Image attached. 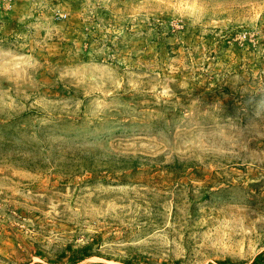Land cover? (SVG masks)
Masks as SVG:
<instances>
[{"label": "rangeland", "instance_id": "1", "mask_svg": "<svg viewBox=\"0 0 264 264\" xmlns=\"http://www.w3.org/2000/svg\"><path fill=\"white\" fill-rule=\"evenodd\" d=\"M87 244L264 264V0H0V264Z\"/></svg>", "mask_w": 264, "mask_h": 264}, {"label": "trees", "instance_id": "2", "mask_svg": "<svg viewBox=\"0 0 264 264\" xmlns=\"http://www.w3.org/2000/svg\"><path fill=\"white\" fill-rule=\"evenodd\" d=\"M90 246L87 245H83L81 247L76 248L73 251V254H71L70 256H68V259L63 261L60 260V258H58L57 260L53 261V264H79L81 263L83 260L93 256L92 253L88 252L87 249ZM70 249V248H69ZM259 258V256H258ZM257 260V258L255 259V261ZM86 264H106L103 262H91V263H86ZM125 264H134L133 262H125Z\"/></svg>", "mask_w": 264, "mask_h": 264}]
</instances>
